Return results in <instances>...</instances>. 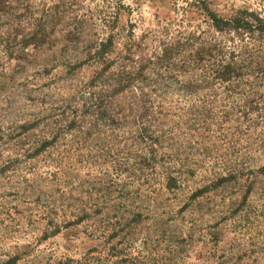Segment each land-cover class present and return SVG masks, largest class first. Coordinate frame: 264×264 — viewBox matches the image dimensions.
<instances>
[{"label":"rangeland","instance_id":"rangeland-1","mask_svg":"<svg viewBox=\"0 0 264 264\" xmlns=\"http://www.w3.org/2000/svg\"><path fill=\"white\" fill-rule=\"evenodd\" d=\"M201 9L264 19V0H6L0 264H264V37L217 33ZM202 44L221 51L198 60ZM233 50L232 82L206 79ZM118 81L98 116L91 97ZM134 88L174 116L153 153L120 134L140 122Z\"/></svg>","mask_w":264,"mask_h":264},{"label":"trees","instance_id":"trees-1","mask_svg":"<svg viewBox=\"0 0 264 264\" xmlns=\"http://www.w3.org/2000/svg\"><path fill=\"white\" fill-rule=\"evenodd\" d=\"M6 0H0V9L3 7ZM201 11L205 14L206 20H208L209 26L217 33H233L236 35V37H239V40L242 39H251L256 36V38H263L264 37V19L259 17L257 14L248 13L246 11L243 12H237L234 16L228 18V19H221L217 17L215 14L209 12L207 9H201ZM28 43V42H26ZM113 46V39L108 38L101 44L100 50L98 51V54L101 56L103 61H106L108 58V53L110 52V47ZM171 47H165L162 50V56L165 57L166 55H170ZM215 51H221L220 46L216 45H204L202 44L199 46L195 51V57L198 59L204 55H207L208 57L211 55V52L216 55ZM235 51L233 50L230 54V59L226 62H219L212 66L211 70H209V74H207V77H211L212 81H216L220 84L232 82V79H234L238 74V71L243 66L241 62H234L233 61V54ZM240 55V54H239ZM199 60V59H198ZM239 63V64H238ZM124 81V80H123ZM195 80H188L184 86L185 95L190 94V89L194 87ZM113 85V84H112ZM107 85L104 88V94L99 95L98 97H91L94 101H98L97 104V110L96 114L98 116H101L106 110V108L110 107L113 103V97L109 94H116L119 90L120 82L118 81L115 86L118 87V90H115L113 88L114 86ZM124 87V86H123ZM134 96L133 101L126 102V110L133 112L132 109L135 108L138 111V114L136 115L137 118L140 119L139 124L136 126V128L133 130V127L131 126L132 130L127 129V131H122L120 134H128V132L131 131L132 134H138V136L143 137L148 142V145L150 147V152H155V147L157 145H160L161 143V135L160 134H172V128L170 126H166L167 124H163L162 121L166 119V121L171 120L172 117H174L172 114H170V111L168 109L163 110V104L161 103V106H156L153 110L151 108L152 103L151 96L149 94H145L142 90V88H134ZM162 88L157 89V92L155 91L154 98L155 100L162 101L164 100V95L162 92ZM104 108L103 110L101 108L98 109V107ZM106 107V108H105ZM131 107V108H129ZM133 107V108H132ZM96 108V107H95ZM167 110V111H166ZM104 111V112H103ZM113 121V120H112ZM97 125V121H95ZM174 123V122H172ZM175 124V123H174ZM129 130V131H128ZM159 135V136H158ZM152 157V156H151ZM153 158V157H152ZM262 170L264 171V165ZM182 171H175L170 170L167 172L165 181H166V188L167 189H173L177 185V175H181ZM264 174V172H262ZM224 179V178H223ZM207 189V188H205ZM204 189V190H205Z\"/></svg>","mask_w":264,"mask_h":264}]
</instances>
